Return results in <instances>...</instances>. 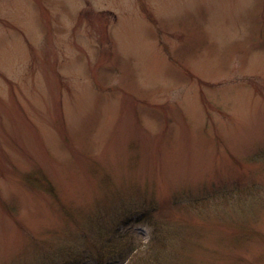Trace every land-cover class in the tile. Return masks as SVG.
I'll list each match as a JSON object with an SVG mask.
<instances>
[{"label": "rangeland", "instance_id": "obj_1", "mask_svg": "<svg viewBox=\"0 0 264 264\" xmlns=\"http://www.w3.org/2000/svg\"><path fill=\"white\" fill-rule=\"evenodd\" d=\"M0 264H264V0H0Z\"/></svg>", "mask_w": 264, "mask_h": 264}]
</instances>
